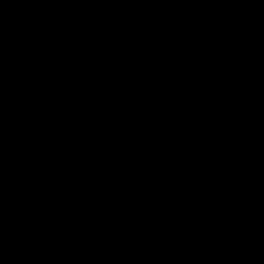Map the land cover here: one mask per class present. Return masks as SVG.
Listing matches in <instances>:
<instances>
[{
	"label": "trees",
	"instance_id": "obj_1",
	"mask_svg": "<svg viewBox=\"0 0 264 264\" xmlns=\"http://www.w3.org/2000/svg\"><path fill=\"white\" fill-rule=\"evenodd\" d=\"M252 155L264 0H0V264H120L149 233L167 243L156 264H250Z\"/></svg>",
	"mask_w": 264,
	"mask_h": 264
},
{
	"label": "rangeland",
	"instance_id": "obj_2",
	"mask_svg": "<svg viewBox=\"0 0 264 264\" xmlns=\"http://www.w3.org/2000/svg\"><path fill=\"white\" fill-rule=\"evenodd\" d=\"M63 117H70L69 114H62ZM82 141L85 143L89 150H93L94 147L89 141V139L81 134L80 135ZM201 145L203 147H209L204 138H200ZM28 156L22 154L20 156V160L27 159ZM245 167V192L249 200L259 206L263 200V187L264 181L260 178L264 177V157H260L259 155H252L249 159V162H246ZM214 164V163H213ZM214 169L218 170L217 163L214 164ZM259 169V170H257ZM183 174V170L180 167H169L166 168L163 172L165 189H166V201L170 202L171 205L175 208L178 203L180 190H181V175ZM260 176V178H259ZM222 219L225 223L230 225H235L239 222V216L236 211V207L234 202L226 198L222 203ZM254 231V233H253ZM259 233L255 229H253L250 223L242 225L238 228V238L243 235H250V242L245 244H241L245 255L250 264H264V233H259L262 237L256 238L253 234ZM241 243V242H240ZM131 255V253H121L118 255L119 263L123 264L124 261ZM13 257V256H12ZM11 257V258H12ZM8 264V263H1ZM14 264H28L25 260H21L20 258H15Z\"/></svg>",
	"mask_w": 264,
	"mask_h": 264
},
{
	"label": "water",
	"instance_id": "obj_3",
	"mask_svg": "<svg viewBox=\"0 0 264 264\" xmlns=\"http://www.w3.org/2000/svg\"><path fill=\"white\" fill-rule=\"evenodd\" d=\"M200 174L206 181V173L201 171ZM166 246L164 240L151 233L146 234L139 239L136 249L123 264H156Z\"/></svg>",
	"mask_w": 264,
	"mask_h": 264
},
{
	"label": "bare ground",
	"instance_id": "obj_4",
	"mask_svg": "<svg viewBox=\"0 0 264 264\" xmlns=\"http://www.w3.org/2000/svg\"><path fill=\"white\" fill-rule=\"evenodd\" d=\"M253 233H254V231H253ZM256 238H258V237H262V235L261 234H259V233H257V234H253ZM250 238L252 239V237L250 236V235H243L241 238H240V242H241V244L243 243V244H247V243H249L250 242ZM264 241V240H263ZM129 253V252H128Z\"/></svg>",
	"mask_w": 264,
	"mask_h": 264
},
{
	"label": "flooded vegetation",
	"instance_id": "obj_5",
	"mask_svg": "<svg viewBox=\"0 0 264 264\" xmlns=\"http://www.w3.org/2000/svg\"><path fill=\"white\" fill-rule=\"evenodd\" d=\"M263 157H264V156H263ZM257 170H259V169H257ZM259 178H260V176H259ZM260 179H261L262 181H264V177H261Z\"/></svg>",
	"mask_w": 264,
	"mask_h": 264
}]
</instances>
